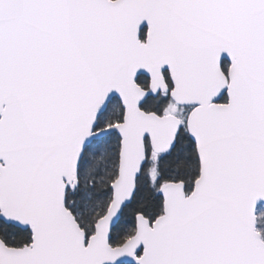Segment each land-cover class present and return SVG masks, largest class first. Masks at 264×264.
<instances>
[{
	"label": "snow or ice",
	"instance_id": "snow-or-ice-1",
	"mask_svg": "<svg viewBox=\"0 0 264 264\" xmlns=\"http://www.w3.org/2000/svg\"><path fill=\"white\" fill-rule=\"evenodd\" d=\"M0 264H264V0H0Z\"/></svg>",
	"mask_w": 264,
	"mask_h": 264
}]
</instances>
